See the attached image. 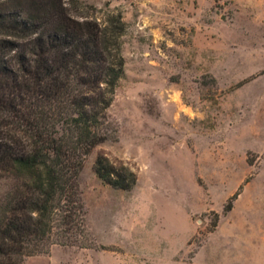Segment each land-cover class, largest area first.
<instances>
[{"label": "rangeland", "instance_id": "obj_1", "mask_svg": "<svg viewBox=\"0 0 264 264\" xmlns=\"http://www.w3.org/2000/svg\"><path fill=\"white\" fill-rule=\"evenodd\" d=\"M78 2L126 24L116 139L79 176L93 247L23 264H264V0ZM99 154L134 171L131 190L97 177Z\"/></svg>", "mask_w": 264, "mask_h": 264}, {"label": "trees", "instance_id": "obj_2", "mask_svg": "<svg viewBox=\"0 0 264 264\" xmlns=\"http://www.w3.org/2000/svg\"><path fill=\"white\" fill-rule=\"evenodd\" d=\"M80 8L78 0H0V264H23L53 245L93 247L84 242L79 176L92 150L116 139L108 109L124 75L126 24L119 12ZM94 172L121 190L137 180L103 154Z\"/></svg>", "mask_w": 264, "mask_h": 264}]
</instances>
